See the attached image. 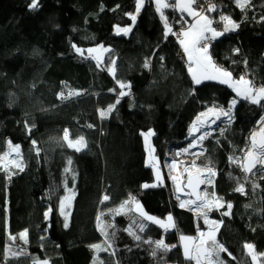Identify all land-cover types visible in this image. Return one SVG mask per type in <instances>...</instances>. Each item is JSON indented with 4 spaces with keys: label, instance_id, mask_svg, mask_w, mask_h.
I'll return each mask as SVG.
<instances>
[{
    "label": "trees",
    "instance_id": "1",
    "mask_svg": "<svg viewBox=\"0 0 264 264\" xmlns=\"http://www.w3.org/2000/svg\"><path fill=\"white\" fill-rule=\"evenodd\" d=\"M31 2L0 0V156L19 145L23 168L0 166V264H195L186 260L180 237L196 239V230L208 223L178 206L163 161L168 152L189 145L190 126L199 112L228 108L233 98L238 102L231 122L219 124L194 161L216 173L207 196L214 192L224 207L213 206L208 220L221 221L216 239L227 248L221 253L224 264H264V171L256 167L246 174L240 167L264 107L236 97L227 84L206 80L194 85L179 41L165 38L164 21L151 0L138 14L136 0H37L36 9L29 7ZM223 13L239 27L211 45L213 62L233 79L245 75L256 87L264 85V0H249L245 7L223 0ZM169 19L174 22L177 14ZM116 26L131 30L115 34ZM88 47L108 51L98 63ZM113 60L114 73L109 71ZM72 90L79 95L69 96ZM121 91L128 94L120 96ZM61 93L68 99H61ZM66 129L69 139L83 137L86 147H68ZM149 129L163 181L144 189L143 184L154 182L142 137ZM240 185L243 193L235 191ZM130 194L136 199L122 212L138 202L151 215L172 214L174 229L150 223L142 233L134 229L142 240L163 239L174 246L170 251L153 256L154 245L128 234L138 215L116 213ZM66 197L68 228L60 207ZM227 203L232 209L224 215ZM101 214V226H115L108 229L115 230L114 241L97 227ZM25 230L26 242L20 239ZM245 244L254 245L252 254ZM9 248L28 255L7 259Z\"/></svg>",
    "mask_w": 264,
    "mask_h": 264
},
{
    "label": "snow or ice",
    "instance_id": "2",
    "mask_svg": "<svg viewBox=\"0 0 264 264\" xmlns=\"http://www.w3.org/2000/svg\"><path fill=\"white\" fill-rule=\"evenodd\" d=\"M146 0H136V13L138 14L141 10V8L145 5ZM155 3L157 5L156 11L160 13L161 20L164 21V35L165 38L169 34H175L173 33L172 27L169 25L167 18L164 14V9H167L169 7V3H166L165 0H155ZM237 3L240 7H245L248 3V0H244V3H240V0H237ZM37 0H32L29 7L31 9H36L38 7ZM175 7L179 8L182 12H187V14L195 19V23L190 26L189 29H182L179 33V37H183L180 39V44L183 47L184 52L188 55L189 58V72L192 77V82L194 85H200L203 81L206 80H219L222 84H228L230 87L233 88V90L236 92V96L248 101L252 104H260L262 107H264V104H262V101H264V85L260 87H256L254 82L250 79H246L244 75L239 77L238 81L233 80V75L230 71L227 69L221 68L217 66L211 57V54L209 53V46L212 43V41L216 40L217 38L224 35L226 32L234 31L236 28L239 27L238 24L233 22L229 16H221V20L225 21V27L223 31H218L215 27H212L213 20L210 19L207 15L204 14L205 10L198 11L197 9L200 8V2L199 0H175ZM215 10V5L210 4V6L206 9V11L211 12ZM131 15V18L133 21H135L136 16L133 14ZM262 20H264V17H261ZM230 25V27H229ZM131 29L130 28H124V29H118V31H122L124 34H127ZM208 33H211V36L208 35ZM77 53H81L83 56L82 50L78 47L73 46ZM95 51V49H88V53L91 56V53ZM105 51H108L105 49ZM235 52H239V49H234ZM85 59L89 57H84ZM164 58L161 57V60ZM192 63H195L196 67H192ZM113 67L109 69L111 72H115V61H112ZM99 66V65H98ZM149 62H145V67H149ZM211 69V71H209ZM119 83V81H118ZM125 87V85L121 84V88ZM130 87V86H129ZM128 93H125L124 91L120 92V96H125ZM69 95H79V93H70ZM59 97L61 99H68V97H65L62 93L59 94ZM237 100L233 99L230 101L227 110L220 108L218 110V115L216 116V119H220L221 116L226 117L227 121L230 123L232 116L231 112L232 109L237 104ZM119 103V101H117ZM116 105H109L107 112H112V110L115 108ZM216 111L213 108L208 109V113H212ZM208 113H200L197 117V120L193 122V125L190 129V135H194L195 132H198L201 130V127L203 124L207 123L206 121H201L200 118L207 116ZM102 116L105 115V113H101ZM264 120V117L261 118ZM224 130H221V135H223ZM68 130H65L64 133V139L68 140ZM145 139L147 141L148 136L152 135L151 130L149 133H144ZM209 135V133L204 132L203 134L199 136H194L193 143L189 145V148L194 147L196 144L202 142L206 139V137ZM256 133L252 134L251 141H252V148L248 150L247 155L245 159L249 161L248 164H241L240 167L242 170L246 173H253L254 168L259 165H264V129L261 130L260 133V140L259 143H257L256 139ZM35 141H33V144L35 145ZM68 147L75 148L76 151H80L82 147H86V141L83 137H80L75 143L69 141ZM19 145L15 146V150L17 153L19 152ZM184 151H188V149H185ZM37 153L39 154V149H37ZM230 161L233 160L232 157L229 158ZM238 163V161H233ZM71 163V161H69ZM193 164H195V161H193ZM17 168H19L20 171L23 170V168L17 164ZM264 170V169H261ZM67 171V169H66ZM187 171V169H186ZM207 173L209 177H214L216 173L212 170L211 167L207 168ZM11 177H9L10 179ZM246 178V177H245ZM173 180H175V177H172ZM157 180H160V175L157 172ZM189 185L192 184L191 180V174H189ZM199 183H211V180H200ZM159 184H143L142 188H153L158 187ZM254 187H257V185H253ZM180 189L177 188V192H179ZM235 191L243 193L245 191L244 186L240 185L235 189ZM105 201L109 199L107 195L103 198ZM134 197H130V200H134ZM179 199V196L177 197ZM129 203V201H125L124 204L121 205V209L117 210L116 214H128L129 212H135L139 220L134 219L132 224L129 226L126 231L130 236H132L137 242L147 243L154 245L151 255L156 256L157 251H163L168 252L171 250V247L167 245L163 239L160 240H142V237L137 234V231L134 229H138L140 233L144 232L146 228L150 224L159 225L160 227L164 228L165 231H168L170 229H174L176 227L174 217L171 213L167 215V217L164 220H161L155 216H152L145 212L142 208V206L136 202L135 209H128V212H122V210L125 208V206ZM195 206V210L197 213L204 217L205 222L208 223V213L213 210V206L206 202V197H201L199 195H196L195 200H180L179 207L185 208L189 207L190 210L191 206ZM215 205L217 207V210L219 208L224 207L223 203L219 202V198L215 202ZM61 214L64 215V227L68 228V215H65V203L64 198L61 199ZM227 208L229 209V212H225L224 215H229L230 210L232 209V204L227 203ZM111 211V210H110ZM48 213H45V217L47 218ZM103 214L98 215L97 217V227L102 232V234L105 235L106 240L108 239L109 235L111 236L112 240H115L116 232L113 230L111 233L108 232V229H114V225L111 222H105L103 226L99 223L102 219ZM212 224L215 226L214 228H211L209 232L206 234L201 232L200 233V239L194 240L192 237H186L181 236L180 239L182 241H192V243L185 244L184 245V256L186 260L189 261H195V264H224V261L221 259V253L227 252V248L219 242L215 237V230L218 228L217 222H212ZM20 239L27 241V230L20 233ZM43 239V238H42ZM139 246V244H138ZM93 249H96L98 252L101 251V246L98 244L91 245ZM112 244L110 243L108 245V248H111ZM245 248L249 250V253L252 254L254 252V245L252 244H245ZM108 249L105 248L103 251H107ZM9 256L7 259H13L18 260L21 256H27L28 253L24 251L23 249H20L19 251L13 252L11 248L8 249ZM114 255V253H112ZM231 255V253H229ZM253 259H255V256H253ZM34 264H48V261H38L34 260ZM95 264V261H94ZM100 264H103V261L100 262Z\"/></svg>",
    "mask_w": 264,
    "mask_h": 264
},
{
    "label": "rangeland",
    "instance_id": "3",
    "mask_svg": "<svg viewBox=\"0 0 264 264\" xmlns=\"http://www.w3.org/2000/svg\"><path fill=\"white\" fill-rule=\"evenodd\" d=\"M249 2V0H248ZM240 3H244V0H240ZM238 4V3H237ZM239 5V4H238ZM178 16V15H177ZM186 19V18H185ZM184 25H186L184 28H186L188 26V21L186 19V21L184 22ZM225 27V26H224ZM230 27V25H229ZM124 28H127V27H120V26H116L114 28V33L115 34H122L123 32L122 31H118V29H124ZM95 49V51H93L91 53V55L93 56V58L95 59L96 62H100L103 60V54L105 51V49L107 48H101V47H88L86 49V51L88 52V49ZM236 81L238 79H235ZM230 87V86H229ZM231 88V87H230ZM233 89V88H232ZM80 91H75V90H72L70 91V93H79ZM235 95H236V92L234 91ZM71 96V95H69ZM237 97V96H236ZM235 99V98H233ZM232 99V100H233ZM231 100V101H232ZM227 110V108H225ZM226 118V117H225ZM227 119V118H226ZM264 120L260 119V124H259V128H264L261 126L262 122ZM151 129L147 130V131H144L142 132V137H143V143H144V149H145V162L147 165H150L153 169V174H154V182L152 184H158V183H161L163 181V169H162V166L160 165L159 163V160L157 158V156L154 154V149H153V146H152V135H153V131L151 130V133L152 135L148 136L147 138V141L145 139V136L143 135L144 133H149ZM256 132V131H255ZM253 132V133H255ZM252 133V134H253ZM252 137V135H251ZM79 139V138H78ZM78 139H75V140H71L68 138V141H71L73 143H75ZM252 148V141H251V145H250V149ZM247 155V153H246ZM183 157L182 159V163H183V167L181 169V173L177 174L176 176V179L174 181H177V188L180 189L179 191V194H185L186 196H188V191L184 189V180L186 178V176L188 174H191L193 172H198L199 170L202 172V174L200 175L201 177V180H208L210 179L211 180V183H203L204 187L201 191V197H206V202L209 203L207 201L208 198V192H209V187L212 185V181H213V177H209L208 176V173H207V168H204L203 166L201 165H198V164H193V161L194 159H191V156H189V153H185L184 155H181L180 158ZM246 157V156H245ZM19 164L21 166V163H20V156H19V152L17 153V151L15 150V148H9L7 151H5L4 154H2L0 156V166L1 167H4V168H17L16 165ZM261 166L264 167V165H257L256 167L260 168L261 169ZM187 169V171H186ZM197 170V171H196ZM157 172L159 173L160 175V180L158 181L157 180ZM172 173V172H171ZM171 178H172V174H171ZM170 180V179H169ZM173 181V182H174ZM171 184H173L174 186V183H172V181H170ZM172 186V187H173ZM175 188V186L173 187ZM69 198L66 197L64 198V203H65V206L68 202ZM140 204V203H139ZM210 204V203H209ZM141 205V204H140ZM136 206V203L134 204V208ZM142 206V205H141ZM143 208V206H142ZM144 210V208H143ZM145 211V210H144ZM146 212V211H145ZM149 214V213H148ZM151 215V214H150ZM168 215V214H167ZM167 215L165 217H158V216H155V215H152V216H155L161 220H164ZM159 226V225H157ZM160 227V226H159ZM182 236H186V237H191L189 235H182ZM190 241H182L181 240V245H182V248H183V253H184V245L185 244H189ZM39 261H42V260H39ZM171 264H174V263H171Z\"/></svg>",
    "mask_w": 264,
    "mask_h": 264
},
{
    "label": "built area",
    "instance_id": "4",
    "mask_svg": "<svg viewBox=\"0 0 264 264\" xmlns=\"http://www.w3.org/2000/svg\"><path fill=\"white\" fill-rule=\"evenodd\" d=\"M165 2L169 3V7L167 9H164L163 11H164L165 17L167 18V21H168L169 25L173 29V33H175V34H169L168 36H171L175 40L180 41V39H182V37H179V33L186 26V25H184V22L186 21V19H185V17L183 15H180V14H178L176 12L175 5H174V0H165ZM199 2H200V8L197 9L198 11H200V10H205L206 11V9L210 6V4H214L215 5V10L209 12L210 16H211V19L213 20L212 27H215L218 31H223L226 22L221 20V16L222 15L223 16H227V15H225L223 13V0H199ZM171 13H175V14L178 15L177 19L174 22H172L169 19V16H170ZM209 36H211V35H209ZM214 42H215V40L212 41V43L210 44L209 50H210L211 45ZM182 63L185 65L186 68H189V63L190 62H188L186 60H183ZM210 108L215 109L216 112H218V110L220 108L225 109L222 106H210V107L202 110L201 112H199V114L200 113H208V109H210ZM199 114L196 116V118L193 120V122L197 120V117L199 116ZM231 116H232V112H231ZM262 117H264V108H263V111H262L260 119ZM200 120L201 121H206L207 123L203 124V126L201 127L200 131L194 133L190 143L191 144L193 143L194 136H199V135L203 134L204 132L209 133V135L206 137L205 140H203L202 142L196 144L194 147L189 149V156H191V158L193 157L192 159H195L196 157H199V156L204 154V142L211 136V134L215 131V129L219 126V124H222L223 122H228L227 119L225 117H223V116H221L220 119L217 120V121H215L214 119H207L205 116L201 117ZM193 122L191 123L190 129H191L192 125H193ZM189 132H190V130H189ZM12 148H15V147H12ZM211 186H213V181H212V185ZM211 196H212V201L214 203V206H216L215 205V202L217 201L216 194L214 192H212ZM130 197H134L135 199H136V197L131 195V194L128 195V197H127L128 201H133L134 202L135 199L134 200H130Z\"/></svg>",
    "mask_w": 264,
    "mask_h": 264
},
{
    "label": "crops",
    "instance_id": "5",
    "mask_svg": "<svg viewBox=\"0 0 264 264\" xmlns=\"http://www.w3.org/2000/svg\"><path fill=\"white\" fill-rule=\"evenodd\" d=\"M147 1H149V0H146V2ZM152 1V3H153V5H154V7H155V9H156V7H157V5H156V3H155V0H151ZM174 5H175V0H174ZM175 9H176V12L178 13V14H180V15H183L186 19H187V21H188V26L186 27V28H184V29H189L190 28V26L192 25V24H194L196 21H195V19L193 18V17H191V16H189L188 14H187V12H182V11H180V9L179 8H177V7H175ZM205 15H207L210 19H211V16H210V14L209 13H204ZM208 35H211V33H208ZM183 38V37H182ZM179 43H180V41H179ZM180 53H181V55L184 57V60H186V61H188L189 62V58H188V55L184 52V50H183V47L181 46V44H180ZM209 53H210V50H209ZM192 67L193 68H195L196 67V65H195V63H192ZM220 67V66H219ZM222 68V67H221ZM187 71H188V74H189V76H190V79H191V81H192V77H191V74H190V72H189V68H187ZM209 71H211V69H209ZM111 72V71H110ZM245 76V75H244ZM246 77V76H245ZM246 79H248L247 77H246ZM234 81H236L235 79H233ZM239 80V79H238ZM237 80V81H238ZM214 81H217V82H219V80H214ZM193 83V82H192ZM228 85V84H227ZM229 86V85H228ZM232 88V87H231ZM233 90V89H232ZM75 91H78V90H75ZM234 91V90H233ZM80 93V92H79ZM191 143H189V145H190ZM189 145H187L186 147H184V148H182V149H179V150H176V151H173V152H168L167 153V155H166V157H165V159H164V161H163V168H164V170H165V172H166V174H167V176H168V178L170 179V181H172V183H174V186H175V188H173L174 186H173V184H171L173 187V191H174V193H175V199L177 200V203H178V205H179V203H180V200H193L191 197H190V195L188 194V196H186L185 194H179V192H177V181H174L172 178H171V172L172 171H174V173H176V176H177V174H179V173H181L180 171H181V169H182V167H183V163H182V158L183 157H181L180 158V156L181 155H184L185 153H189ZM185 149H188V151H184ZM193 158V157H192ZM191 158V159H192ZM204 168H208V167H205V166H203ZM261 169H264V167H262L261 166ZM214 171V170H213ZM264 171V170H263ZM215 172V171H214ZM177 178H178V176H177ZM213 179H214V177H213ZM174 181V182H173ZM179 196V199H177V197ZM207 201L210 203V205H212V206H214V203H213V201H212V196L209 198V199H207ZM183 209H186V210H188V211H190V212H193V213H197V211L195 210V206L193 205V206H191V209L192 210H190V208L189 207H185V208H183ZM212 222H214V221H211V220H208V226H207V228L206 229H197L196 230V239H194V240H199L200 239V233L201 232H203V233H205V238H206V234L209 232V230L211 229V228H214L215 226L212 224ZM215 222H217V224H218V228H216V230H215V237L217 236V233H218V229H219V227H220V225H221V221H215ZM192 243V241H190L189 242V245ZM253 256H254V254H253ZM253 256H252V258H253ZM254 262H255V260H254ZM49 264V263H48ZM257 264V263H256Z\"/></svg>",
    "mask_w": 264,
    "mask_h": 264
},
{
    "label": "water",
    "instance_id": "6",
    "mask_svg": "<svg viewBox=\"0 0 264 264\" xmlns=\"http://www.w3.org/2000/svg\"><path fill=\"white\" fill-rule=\"evenodd\" d=\"M218 115V112L214 111L212 113H208L207 116H205L207 119H214L215 121H217L216 116ZM219 120V119H218ZM262 127H264V121L261 124ZM264 128H258L256 130V139H257V143H259L260 140V133L261 130ZM249 161L247 159L244 158L243 160V164H248ZM255 169V168H254ZM254 171V170H253ZM246 173V172H245ZM246 174H250V173H246ZM191 180H192V184L189 185L188 181H189V174L186 176L185 180H184V189L188 191L190 197L195 200L196 199V195L201 196V191L204 187V185L202 183H199V181L201 180L200 174L198 172H193L191 173Z\"/></svg>",
    "mask_w": 264,
    "mask_h": 264
},
{
    "label": "bare ground",
    "instance_id": "7",
    "mask_svg": "<svg viewBox=\"0 0 264 264\" xmlns=\"http://www.w3.org/2000/svg\"><path fill=\"white\" fill-rule=\"evenodd\" d=\"M204 13H209L208 11H204ZM210 14V13H209ZM197 171V170H196ZM198 173L201 175L202 172L199 170ZM172 177H175L176 178V173H174V171H172Z\"/></svg>",
    "mask_w": 264,
    "mask_h": 264
}]
</instances>
